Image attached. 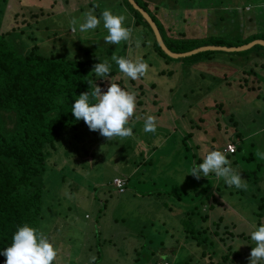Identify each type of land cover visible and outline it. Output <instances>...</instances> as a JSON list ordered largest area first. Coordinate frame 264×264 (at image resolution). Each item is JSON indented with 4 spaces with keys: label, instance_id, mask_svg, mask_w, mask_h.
Wrapping results in <instances>:
<instances>
[{
    "label": "rangeland",
    "instance_id": "obj_1",
    "mask_svg": "<svg viewBox=\"0 0 264 264\" xmlns=\"http://www.w3.org/2000/svg\"><path fill=\"white\" fill-rule=\"evenodd\" d=\"M78 1L0 0V32L21 52L36 47L46 56L89 58L92 70L108 60L115 75L103 79L94 74L102 91L123 75L112 54L140 58L149 66L144 77L123 82L135 94L142 90L144 99L135 111L143 109V116L130 120L131 137L108 141L81 125L71 131L77 136L62 137L66 149L58 147L48 156L39 230L59 249L54 264H186L188 258L189 264H200L201 248L185 236V224L218 233L215 260L230 251L227 264H249L255 246L250 233L264 224V208L258 207L264 159L255 156L257 150L264 152V56L256 54L264 52L256 46L249 53L200 52L191 61L166 59L151 47L149 31L146 35L138 27L130 41L108 44L101 17L106 2ZM108 1L113 13L125 15L117 2ZM166 1L172 37L174 32L184 38L210 36L234 45L264 31V0ZM89 10L101 24L81 32L79 23L71 21L83 22ZM125 16L133 28V18ZM149 115L156 117L154 133L143 130ZM229 140L240 147L229 160L242 171L246 190L227 186L213 173L200 179L188 173L208 151L223 152ZM112 177L127 179L124 192L111 186ZM235 251L242 259L231 263Z\"/></svg>",
    "mask_w": 264,
    "mask_h": 264
},
{
    "label": "trees",
    "instance_id": "obj_2",
    "mask_svg": "<svg viewBox=\"0 0 264 264\" xmlns=\"http://www.w3.org/2000/svg\"><path fill=\"white\" fill-rule=\"evenodd\" d=\"M135 2L153 18L162 42L171 52H185L206 44L225 47L239 46L253 38L264 39V31H255L240 39L239 44L234 45L222 44L218 40L219 38L211 39L210 36L204 38L191 35V38H184L174 32V37H172L173 26L167 22L168 15L165 7L168 6V3L166 0L155 2L153 0H135ZM116 7L122 9L125 15H130V18H133V30L134 27H138V30H144L146 35H148L146 30L149 31L151 47L156 50L157 54L166 59H172L160 50L150 25L130 2L117 0ZM103 10L105 9H101V11ZM125 25L130 26L131 21L126 22ZM256 46L257 49H262L261 51L264 52V46L258 43H254L245 50L235 52L249 53ZM36 50L37 48L34 47L29 52H21L0 32V253L11 245L13 235L19 226L27 223L39 230L41 209L46 191L44 174L49 164L48 156L58 147H64L63 149L68 147V144L62 146L61 144L63 142L65 144L64 139L77 136V133L71 134L72 130L75 132L80 130L81 125L88 127L83 120L75 119L71 109L78 95L91 91L96 83L94 72L89 63L91 59L66 58L55 54L46 56ZM216 51L219 50L196 51L182 59L191 61L196 59L200 52ZM256 54L264 56V53L259 51ZM256 61L253 63H257ZM160 73L162 74L163 71ZM109 75L113 76L115 73L110 72ZM127 78L122 75L116 83L123 87V82ZM129 80L131 79L129 78ZM88 81L92 82L91 87ZM140 87H142L141 84ZM141 91L136 93L137 103L144 100ZM143 114L144 111L141 109L134 116L142 117ZM239 149L240 147L237 145L235 152L226 154L227 158L229 155H234ZM240 172L242 173V171ZM62 179L61 176L60 180ZM204 197L207 199L208 195L204 194ZM263 200L264 195L258 204L260 209L264 208ZM209 207L212 208L213 205L209 204ZM188 221L187 218L186 222ZM219 221L220 217L217 218L216 223L214 222L216 229ZM222 227L223 231H226L227 226L223 225ZM184 233L187 238L192 239L196 246H200L201 250L197 253L198 260L202 262L200 264H227L229 262V255L232 253L230 251L227 255L222 253L219 261L215 260L217 238L221 239L215 230L208 231L204 226L194 228L185 224ZM226 234L230 236L231 232L228 231ZM238 255L239 252H233L231 263L238 261ZM238 259L242 258L238 257ZM5 260L6 257L0 254V264H4ZM244 260L243 258L242 261ZM189 261L191 259L188 258L185 263L189 264Z\"/></svg>",
    "mask_w": 264,
    "mask_h": 264
},
{
    "label": "clouds",
    "instance_id": "obj_3",
    "mask_svg": "<svg viewBox=\"0 0 264 264\" xmlns=\"http://www.w3.org/2000/svg\"><path fill=\"white\" fill-rule=\"evenodd\" d=\"M95 7H99V5L97 4ZM83 16V22H78L75 18L71 21L73 25L79 23L81 32L94 30L101 24V18L94 14V10H89ZM101 17L103 27L107 30V35L104 37L105 43L115 45L132 39L133 29L125 25L127 19L125 15L105 9L101 13ZM111 61L115 62L119 71L131 80L144 77L149 71L148 64L140 58L132 59L112 54ZM110 70L111 64L108 60L99 62L93 67V72L97 78L106 79ZM88 83L91 87L92 82L88 81ZM136 107V94L117 83L111 82L106 91H102L100 86L95 83V87L91 91L78 95L72 104L71 111L76 120H83L89 130L98 131L101 136L109 141L114 138H127L133 135L132 126L129 125ZM156 128V117L149 115L144 122V132L154 133ZM255 156L257 159H264V152L257 150ZM188 173L196 179H200L201 176L209 177V174L213 173L217 179H223L229 187L235 186L237 189L245 190L248 187L247 183L243 181L241 173L231 166V161L220 150L208 151L203 156L201 163L193 162ZM250 237L255 246L251 249L248 258L249 264H261L264 261V224L254 226ZM0 254L6 257L4 264H54L59 255V249L42 231L25 223L18 227L13 235L11 245ZM95 259V256L91 257L92 261ZM161 259H166V254H161Z\"/></svg>",
    "mask_w": 264,
    "mask_h": 264
},
{
    "label": "water",
    "instance_id": "obj_4",
    "mask_svg": "<svg viewBox=\"0 0 264 264\" xmlns=\"http://www.w3.org/2000/svg\"><path fill=\"white\" fill-rule=\"evenodd\" d=\"M126 1L130 2L131 5L135 9H137L141 13V15L144 17V19L148 22V24L150 25L149 27L152 31L153 36H154V39H155L156 43L158 44L160 50L170 58H174V59L176 58L177 59V58L189 56V55H191V53H194L196 51L205 50V49H218L219 51H226V52L232 51L233 52V51L245 50V49L251 47L254 43H258V44H261L264 46V39L253 38V40H251L245 44L239 45V46L225 47V46H219V45L206 44V45H200V46L191 48V50L185 51V52H171L170 50H168L166 48V46L162 42V39H161L160 34L158 32L157 24L155 23L153 18L150 16V14L143 7H141L137 2H135V0H126Z\"/></svg>",
    "mask_w": 264,
    "mask_h": 264
},
{
    "label": "built area",
    "instance_id": "obj_5",
    "mask_svg": "<svg viewBox=\"0 0 264 264\" xmlns=\"http://www.w3.org/2000/svg\"><path fill=\"white\" fill-rule=\"evenodd\" d=\"M235 150H236V144L234 142H228L223 148V152L225 154H232L233 152H235ZM125 183H126V179L121 177H113L110 182L111 186L114 187L117 192L124 191ZM157 264H171V263L168 261H162V262L158 261Z\"/></svg>",
    "mask_w": 264,
    "mask_h": 264
},
{
    "label": "crops",
    "instance_id": "obj_6",
    "mask_svg": "<svg viewBox=\"0 0 264 264\" xmlns=\"http://www.w3.org/2000/svg\"><path fill=\"white\" fill-rule=\"evenodd\" d=\"M75 2H77V3H79V1L78 0H74ZM115 2H117V0H114ZM104 2H106V6H105V8L104 9H111V7L110 6H108L110 3H112V2H109L108 0H104ZM114 4V3H113ZM229 141H233V140H229ZM228 142V141H227ZM234 142V141H233ZM224 145H222V147H223ZM231 156L229 155L228 156V159L230 158ZM235 161H233V163H234ZM113 178V177H112ZM210 204H212L213 205V203L212 202H210Z\"/></svg>",
    "mask_w": 264,
    "mask_h": 264
}]
</instances>
